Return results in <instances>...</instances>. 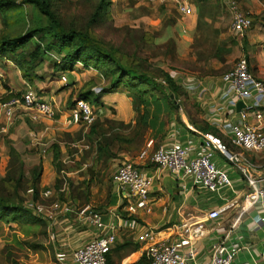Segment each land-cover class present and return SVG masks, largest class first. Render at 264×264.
<instances>
[{
  "label": "rangeland",
  "instance_id": "374dc122",
  "mask_svg": "<svg viewBox=\"0 0 264 264\" xmlns=\"http://www.w3.org/2000/svg\"><path fill=\"white\" fill-rule=\"evenodd\" d=\"M78 1L80 4L76 11L73 6ZM95 1L68 0L70 4L63 8L61 13L64 17H69L72 11H76L79 18L86 19L90 15ZM191 1L193 5L199 7L196 18L198 33L192 34L181 52H178L177 42L175 43L179 39L178 33L175 34V37L168 38L164 37V32L172 25H185V19L188 16H181L176 11L173 2L168 0H164V2L163 0L162 2L111 0L106 20L98 22L92 32L106 44L119 47L122 53L127 54L124 61L132 60L134 57H128V55L135 53L137 59L147 67V71L158 76V81L162 86L165 85L161 82L163 78L161 73L170 70L177 71L180 76L188 75L196 78L218 76L230 70L241 57L237 47L241 36L228 32L231 28L228 0ZM234 1L242 11L249 12L254 17V23L264 22V0ZM17 2L19 3L20 0ZM72 4L73 6H71ZM6 18V25L0 21V32L3 30L7 35L21 33L26 27L34 26L37 22H46V19L29 4H18L7 13ZM141 34H143L142 38ZM132 36L139 41V44L131 43ZM216 52L219 53V57L214 56ZM3 59L4 57L0 56V63ZM51 66L50 61H45L41 66L43 68L39 70L46 72ZM74 70L79 73V79L71 83L66 76V83L69 86L74 84V87L71 86L72 91L69 96H67L69 93L62 94L61 105L63 103L64 107L68 106V101L77 98L76 95L80 90L85 89L84 83L88 82L87 84H89V82L95 81L94 84L102 86L99 84L102 81L101 75L95 69H84L80 64H76ZM99 87L96 86L94 90H100ZM2 89H5L4 86ZM3 95L0 94V102L5 101ZM88 102L92 108H96L97 102L93 95ZM149 105L152 107L154 103L151 102ZM22 113L21 110H17L15 117ZM110 113V116L101 113V116L96 117L94 123L97 125L93 133L90 132L91 125H86L84 122H80L76 129H65L59 123H54L53 120V130H47L41 120L26 121L30 133L26 131L21 133L20 138L16 141L12 140V145L9 146L16 149L28 178L31 168L41 165L42 161L46 163L49 158L47 156L52 157L53 144H58L61 148L62 169L59 173L51 165L52 162L48 168L49 172H47L46 164L45 168L41 165L40 182L48 183L43 185L40 190L49 187L55 191L52 198L44 202L49 203L52 200L60 199L66 202L73 211H77L80 206L85 205L98 209L108 201L111 176L117 165L125 160L124 158L141 159L145 163L150 162L151 154L155 149L152 146H146L151 134L150 130L148 128L143 130L133 122L125 123L112 118L111 116L116 115L114 109ZM2 122L4 125L6 124L5 115L0 125ZM6 132L4 133L6 134ZM4 133L0 134V179L6 175L10 158L9 148L5 142L8 137L4 136ZM95 140L97 144L103 140H106L108 144L110 153L103 161L96 158L97 144ZM21 194L24 196V206H26L25 202L31 197L27 190ZM36 199L39 202L44 200L39 196ZM29 209L32 215H37L36 217L41 219L38 224L25 223L21 226L19 223L9 224L0 220V264H62L55 255L60 251H65L68 254V259L64 264H72L69 258L71 250L61 246L56 241V236L54 239L51 238L52 233L60 234L59 224H52L50 220L36 214L31 208ZM73 211L58 216L56 222L61 223L62 219L69 218L68 223H72ZM65 225H62V228ZM33 244L37 248H32Z\"/></svg>",
  "mask_w": 264,
  "mask_h": 264
},
{
  "label": "crops",
  "instance_id": "0c3cea01",
  "mask_svg": "<svg viewBox=\"0 0 264 264\" xmlns=\"http://www.w3.org/2000/svg\"><path fill=\"white\" fill-rule=\"evenodd\" d=\"M152 1L162 2V0ZM193 6L195 7L194 12L185 19V25L168 26L170 29L164 32V37L167 36L168 38L175 37V34L178 33L179 39L175 41V43L177 42L178 52L183 50L192 34L198 33L196 18L199 7ZM246 13L250 15L249 12ZM250 17L253 21L252 26L239 38L237 47L240 56L246 58L253 77L264 81V56L261 55L259 50V44L264 34V22L254 23V17L251 15ZM228 32L232 33L231 28ZM185 33L188 35H185ZM41 68L43 67L39 69L41 70ZM39 69L36 73L40 77L27 81L22 78L19 69L11 61L4 58L0 63V73L3 75V82L4 80L7 81L9 90L2 89L0 94H4L5 98L7 95L15 94L14 97L7 99L10 100L20 97L26 88L30 87L40 98L49 101L53 105L56 113L54 123H59L65 129H76L79 124L69 122V105L67 107H64L63 103L61 105L62 94L64 92L65 94L69 93L67 95L69 96L72 91L71 86L74 87V84L69 86V84L63 83L59 76L65 73L71 83H74L78 81L79 73L76 70L58 72L53 69V66L47 70L48 72H41ZM167 72L181 86L185 95L175 100L176 108L170 107L164 99L154 101V105L148 107V109L150 108L148 120L150 127L148 129L151 133L148 142L151 141V146L156 149L160 145L168 144L172 139L171 133L175 134L174 139L183 142L188 135L193 133V130L206 131L205 128L212 129L214 131V133L211 132L212 134L218 135L226 144L231 146L224 125L239 120V112L243 108V102L237 101L234 110L228 105L226 87L221 79L222 74L199 78L189 76V79L193 81V87L187 88L182 82L183 77L177 71L170 70ZM99 84L106 85V82L102 79ZM94 88L96 86L92 87V89ZM18 93L19 95H16ZM2 102H0V122L4 119ZM238 102L242 103L239 108H237ZM112 109L116 112V115L111 116L112 118L125 123H134V110L125 88L119 87L113 92L101 95L94 110L97 117H99L103 113V115L110 116ZM27 120L32 121L26 115H17L14 122L7 126V129L4 128L5 125L2 122L0 134L7 131L3 135L8 137L5 140L8 148L9 145H12V140L16 141L20 138L21 133L25 131L30 133ZM246 120L253 121L251 116L247 117ZM41 121L47 130H53V121L48 119ZM7 141L10 142L7 143ZM47 157H49L47 162L42 161V165L45 168L46 164L47 172H49L48 168L52 165V157ZM251 158L260 168L264 167V151L251 153ZM104 159L103 156L98 160L103 161ZM213 159L218 167L227 171L231 179V185L222 188L218 192L196 188L191 185L189 179L185 180V187H183L184 184L181 180L175 178L167 170L157 167L151 161L145 163L141 159L134 160L152 176V186L149 191L151 212L138 211L139 226L136 233L127 228L118 230L115 243L107 253L110 264H133L144 255L150 242L140 243L136 240V234L144 228L153 231L152 241L154 242L163 239L183 240L182 252L186 254L189 248L193 247L195 250L194 262L196 264H210V245L215 239L223 240L227 245L232 243L239 245L237 256L232 264H264V202L261 205L256 204L244 208V194L248 189L246 182L218 151L214 152ZM47 183L41 181L40 187L43 188L42 186ZM110 185L108 201L95 210L102 214L104 222L117 223L120 211L118 208L119 200L115 194L112 179ZM214 208L222 209L220 215L213 221H206L207 212ZM71 221L72 223H68L69 218H64L61 223L56 222L61 227V232L59 235L54 234L56 241L61 246L68 248L67 250H72L97 234L95 227L89 222L79 220L76 213H74ZM197 221L204 222V231L200 238L193 239L190 230ZM12 223L17 222H10L9 224ZM64 224L66 225L62 228ZM20 225L22 226V224ZM133 245H137L134 250L132 249Z\"/></svg>",
  "mask_w": 264,
  "mask_h": 264
},
{
  "label": "built area",
  "instance_id": "2783aa9c",
  "mask_svg": "<svg viewBox=\"0 0 264 264\" xmlns=\"http://www.w3.org/2000/svg\"><path fill=\"white\" fill-rule=\"evenodd\" d=\"M164 1V0H163ZM172 1L176 11L181 16H189L194 12L191 0ZM231 14V30L242 36L252 26L250 15L242 11L234 0H228ZM261 55L264 56V34L259 44ZM182 82L187 88L193 87L189 76H182ZM63 83L67 82L65 74H61ZM226 87L228 105L233 108L237 101L243 102L240 118L236 122L227 123L224 128L231 146L226 144L218 135L208 131L193 130L183 142L174 139L166 145H160L153 150L150 161L157 167L167 170L175 178L181 180L185 187V180L189 179L196 188L218 192L231 185V179L226 170L217 166L213 154L218 151L246 182L248 189L244 194V208H249L264 202V167L258 166L251 158V153L264 151V81L253 77L245 57H240L233 67L221 75ZM3 88V75L0 73V89ZM99 91V90H98ZM1 107L6 118L5 129L11 125L17 109L23 115L37 122L48 119L55 120L56 113L53 105L40 98L32 88L27 87L18 98L2 102ZM251 116L253 121H247ZM97 117L94 108L83 100L78 99L69 108V122L78 125L84 122L90 125ZM151 146V141L147 147ZM141 158V157H140ZM136 161L125 159L115 168L112 174V184L119 200L118 222H104L102 214L89 205L73 211L66 202L60 199L50 200L55 193L51 188L39 191V198L43 202L33 199V190L28 189L30 199L25 202L36 214L42 215L55 224L58 216L74 212L81 221L89 222L97 230V234L71 250L69 258L72 264H107V253L114 245L119 229L127 228L136 233L139 226L138 211L151 212L149 191L152 186V176ZM121 207V209H120ZM222 209L214 208L207 212L206 221L218 218ZM124 214V215H122ZM204 222L197 221L191 227L193 239L203 235ZM54 238V233L51 234ZM153 231L144 228L136 234L140 243H148L144 256L147 264H196L195 250L190 247L186 254L182 252L183 240L163 239L152 241ZM192 239V240H193ZM239 250L238 244L227 245L223 240L215 239L210 245V264H232ZM56 259L64 264L68 259L65 251L57 252Z\"/></svg>",
  "mask_w": 264,
  "mask_h": 264
},
{
  "label": "trees",
  "instance_id": "16d2710c",
  "mask_svg": "<svg viewBox=\"0 0 264 264\" xmlns=\"http://www.w3.org/2000/svg\"><path fill=\"white\" fill-rule=\"evenodd\" d=\"M18 4L32 5L46 19L45 23L37 22L36 25L28 26L23 32L15 35H7L3 30L0 32V56L16 66L23 79L32 81L34 78L40 77L36 73L37 70L45 61H50L53 69L58 72H71L76 64H80L84 69H95L107 82L101 87L94 82L84 83L85 89L77 93L75 100L68 101L69 107H72L78 99L88 102L93 95L97 102L101 95L113 92L119 87L125 88L133 110L136 112L133 121L141 129L146 130L150 127L148 107L151 102L164 99L166 104L176 108L175 100L185 95L184 90L168 72L161 73L163 74L161 82L165 85L162 86L158 81V76L149 73L147 67L137 59L135 53L128 55V57H134L132 60L124 61L127 54L122 53L119 47L108 45L94 35L92 32L94 26L98 22L105 21L108 16V6H110L111 0H96L86 19L79 18L76 12L80 4L79 1L74 6L71 5L76 11H72L69 17H64L61 12L70 4L68 0H20L19 3L17 0H0V21L3 25L7 23V13ZM129 31L132 32V30ZM140 36L142 38L143 34ZM130 41L139 44V41L133 36ZM214 56L219 57V53H214ZM3 86L9 90L7 81L4 80ZM94 86L99 87L100 90L95 91L92 89ZM14 96L15 94H10L5 99ZM95 121L96 119L90 124L91 133L95 132L97 125L94 123ZM205 129L214 133L210 128ZM9 142L7 141V143ZM95 142L97 144L96 140ZM96 152L97 159L103 156L108 157L110 152L106 140L96 145ZM8 153L10 158L6 175L0 179V220L5 223L17 222L22 225L25 223L38 224L41 219L32 215L31 210L24 206V196L21 193L32 189V198H37L41 189L39 182L42 164L31 168L28 178L16 149L9 146ZM52 166L57 173L62 169L61 148L58 144L52 146ZM31 247L37 248L34 244ZM136 247L137 245H133L132 249L134 250ZM106 256L107 264H110L109 255ZM133 264H147L145 256L142 255Z\"/></svg>",
  "mask_w": 264,
  "mask_h": 264
},
{
  "label": "water",
  "instance_id": "95a60500",
  "mask_svg": "<svg viewBox=\"0 0 264 264\" xmlns=\"http://www.w3.org/2000/svg\"><path fill=\"white\" fill-rule=\"evenodd\" d=\"M241 105H242V103L241 102H238L237 108H239Z\"/></svg>",
  "mask_w": 264,
  "mask_h": 264
}]
</instances>
